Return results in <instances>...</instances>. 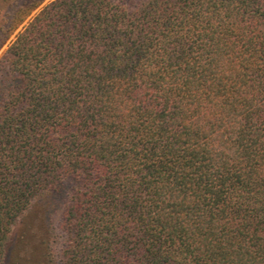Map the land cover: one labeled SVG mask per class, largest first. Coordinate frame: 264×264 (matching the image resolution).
Listing matches in <instances>:
<instances>
[{
    "label": "trees",
    "instance_id": "1",
    "mask_svg": "<svg viewBox=\"0 0 264 264\" xmlns=\"http://www.w3.org/2000/svg\"><path fill=\"white\" fill-rule=\"evenodd\" d=\"M38 4L0 60V264L34 199L14 264H264V0Z\"/></svg>",
    "mask_w": 264,
    "mask_h": 264
},
{
    "label": "rangeland",
    "instance_id": "2",
    "mask_svg": "<svg viewBox=\"0 0 264 264\" xmlns=\"http://www.w3.org/2000/svg\"><path fill=\"white\" fill-rule=\"evenodd\" d=\"M32 0H0V60L6 55V51L14 40L17 32L21 29V26L27 22V19L18 22L16 15L20 8ZM39 2L38 6L34 8L31 13L27 16L28 18L33 16L38 9L47 1L50 0H34ZM52 213H51V227L53 231L52 240H53V249L54 253L57 255L58 250L60 249V207L59 203L55 204ZM41 211L39 209L38 200H32L29 208L21 214L19 219L14 223L11 231V238L8 242L7 252L3 264H14V255L15 250L13 245L17 243L19 246H24V240L36 241V237L39 236L40 227H41ZM24 254L25 251L20 252ZM57 261L59 257L57 256ZM55 259V260H56Z\"/></svg>",
    "mask_w": 264,
    "mask_h": 264
}]
</instances>
